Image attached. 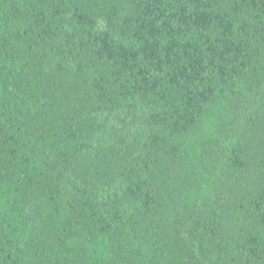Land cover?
<instances>
[{
    "label": "trees",
    "instance_id": "1",
    "mask_svg": "<svg viewBox=\"0 0 264 264\" xmlns=\"http://www.w3.org/2000/svg\"><path fill=\"white\" fill-rule=\"evenodd\" d=\"M0 264H264V0H0Z\"/></svg>",
    "mask_w": 264,
    "mask_h": 264
}]
</instances>
